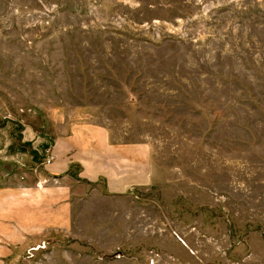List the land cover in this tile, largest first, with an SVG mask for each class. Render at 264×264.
Returning <instances> with one entry per match:
<instances>
[{
  "label": "rangeland",
  "instance_id": "rangeland-1",
  "mask_svg": "<svg viewBox=\"0 0 264 264\" xmlns=\"http://www.w3.org/2000/svg\"><path fill=\"white\" fill-rule=\"evenodd\" d=\"M75 125L147 145L153 182L65 227L1 197L0 264H264V0H0L3 147Z\"/></svg>",
  "mask_w": 264,
  "mask_h": 264
},
{
  "label": "crops",
  "instance_id": "crops-1",
  "mask_svg": "<svg viewBox=\"0 0 264 264\" xmlns=\"http://www.w3.org/2000/svg\"><path fill=\"white\" fill-rule=\"evenodd\" d=\"M0 144V198H16L7 202L10 211L17 210L18 196L25 199L27 220L47 218L28 207L31 201L43 210L44 206L56 205L55 218L65 227L67 206L84 193L123 197L145 189L154 179L150 148L114 142L105 127L75 125L56 138L25 134L20 140L11 137L4 147L1 140ZM51 153L53 159L47 163ZM14 216L9 219L23 218V214ZM9 231L17 235L14 228Z\"/></svg>",
  "mask_w": 264,
  "mask_h": 264
},
{
  "label": "built area",
  "instance_id": "built-area-1",
  "mask_svg": "<svg viewBox=\"0 0 264 264\" xmlns=\"http://www.w3.org/2000/svg\"><path fill=\"white\" fill-rule=\"evenodd\" d=\"M52 159H53V155L51 153L49 159L47 160V163H50L52 161Z\"/></svg>",
  "mask_w": 264,
  "mask_h": 264
}]
</instances>
